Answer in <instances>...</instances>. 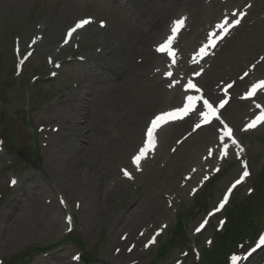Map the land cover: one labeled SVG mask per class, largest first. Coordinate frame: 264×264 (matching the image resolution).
Here are the masks:
<instances>
[{
    "label": "rangeland",
    "instance_id": "1",
    "mask_svg": "<svg viewBox=\"0 0 264 264\" xmlns=\"http://www.w3.org/2000/svg\"><path fill=\"white\" fill-rule=\"evenodd\" d=\"M117 1L119 0H78L71 5L69 0H0V84L3 87L0 92V131L5 126L3 120L9 114L8 119L11 120L13 131L19 134L16 145L6 141L10 138L8 133L6 140L0 136V264H7L9 258L23 256L22 254H26L23 264H58L67 257L66 255L79 257L82 252L90 257L91 261L87 263L84 257H79L76 263L70 264H195L202 258L204 261L210 250L216 247L217 231L222 233L227 228L224 224L223 208L227 205V209L231 208L234 197L236 200L245 201L252 192L253 184L249 178L238 188L235 193L237 196L234 194L232 200L225 201L221 208L220 202L226 194L229 195L228 189L232 182L239 179L247 167L255 174L264 173L262 125L253 131L245 130L241 136L244 152L226 155L225 161L221 159L213 164L209 170L191 181L189 186L184 187L182 179L174 172L176 158L159 166L148 179L128 178L130 184L116 196L109 215L91 229L84 225L82 213L76 211L73 217L68 215L71 217L70 223L65 220L53 232L50 224V233L48 229L39 227L38 221L32 228L24 226L17 232L8 231L9 216L14 211L13 208L20 212L33 204L36 198L37 201L48 199L47 204L54 206V210L60 209L59 207L62 211L65 210L64 215L49 211L50 216H58L61 219L67 216L66 204L72 205L80 201L73 197L72 188L52 186L60 177L56 159L63 157L66 152L60 151L57 145L50 147V140L55 139L54 136L43 137L41 133L38 118L44 108H47V111L49 108V115L69 114L68 111L71 110L64 108L65 102L71 99V92L80 85L85 102L89 99L93 101L92 107L91 103L88 107L92 108L93 114H98L95 118L109 116L98 129V132L105 135V149L103 152L100 150L102 153L95 152L89 157L87 163L91 168L85 170L87 176L95 180L100 177L101 183L104 181L103 184L107 185L113 182L117 174L122 175L123 168L129 165L130 156L126 148L129 136L125 137V134H130L135 124L140 122L141 134L144 136L149 119L169 105L163 97V92L158 95L153 86L146 85L134 74L138 70L144 73L152 62L149 63L139 50L144 46L145 52L148 51L146 48L150 44L149 38L143 35L157 21L162 22L167 12L163 11L165 1L160 3L161 7L157 2L140 0L137 8L131 12L128 7L116 9ZM203 1L206 4L212 3V0ZM227 1L231 3L228 12L238 6H245L247 19L220 48L217 73L227 72L234 67L241 55L249 50V43L251 44L257 36L259 40L260 35L264 33V0H241V4L238 0ZM89 16L96 19V26L101 25V21L107 22L103 35L110 41L111 46H116L114 51L104 48L102 38L93 33L81 35L69 44L65 43L66 31L78 20ZM124 24L127 28H124ZM35 41L38 42L37 48L31 54L30 46ZM155 42L156 40L151 42V53H154L152 45ZM15 47L21 48V57L15 53ZM262 50L264 51V46ZM105 51L108 57L104 54ZM109 55L114 65L122 67L129 63V68L124 67V71L120 72L115 68L105 67L109 62ZM25 60L27 61L23 63ZM98 64H101V68H98ZM158 86L163 91L167 89V83ZM76 104L78 108L82 106L80 103L72 105ZM8 105H11L14 114ZM233 106L234 101L228 109ZM226 119L234 125L227 116ZM214 128L216 133L222 126L218 124ZM166 132L163 130L161 136ZM200 136L199 133L192 134L184 142L175 139L173 150L178 148V153L180 149L185 148L188 141L195 138L194 144L197 143ZM71 149L75 151L73 147ZM36 152L41 157V162H36L33 157ZM78 155L79 153L77 157ZM123 159L127 161L123 162ZM78 162L82 167L84 158ZM79 171L80 168L78 173ZM217 172L222 176L210 190L207 208L202 211L195 206L197 196ZM71 177L75 179L77 172ZM13 179L19 182L16 190L11 183ZM95 187L97 192L103 186ZM55 188L58 190H54ZM183 189L185 191L181 192ZM138 197H143L147 203L146 208L142 209L144 217L150 218L147 215L149 212H161L154 217L155 222L152 223L150 233L144 230L141 232L142 236L133 241L126 239L128 233L124 230L120 217L123 213V217L128 214V209L133 208V199ZM161 200L162 205L156 208V204ZM42 201L38 202L41 204ZM186 210L192 212L185 219L190 238L187 246L170 248L162 256L161 250L169 247L168 242L179 215ZM210 214H214L213 217ZM255 214V229L252 231L251 227L248 230V238L238 248V256L241 259L247 257L248 253L244 254L250 246L257 244L256 236L264 225V212L256 211ZM201 224L206 228L203 227L197 232L196 229ZM10 234L12 246L8 248ZM72 236H77L80 242L73 240ZM153 237L157 240L149 243ZM122 238L131 249L125 255L121 253L124 247L120 241ZM36 248L42 250L36 251ZM29 249L33 251L26 253ZM247 260L245 264H264V247Z\"/></svg>",
    "mask_w": 264,
    "mask_h": 264
},
{
    "label": "bare ground",
    "instance_id": "2",
    "mask_svg": "<svg viewBox=\"0 0 264 264\" xmlns=\"http://www.w3.org/2000/svg\"><path fill=\"white\" fill-rule=\"evenodd\" d=\"M149 1L154 3L157 2V5L161 7L162 5H160V3L165 1L163 7H166V10L163 8V11H167L168 13L166 12L162 22L161 20L157 21L143 35L149 38L150 44L146 48L148 49L147 52H145L144 46H142L139 53H142L149 60V63L152 62L144 73L138 70L134 72V74L144 83L152 85L154 90L158 91V95L163 92L165 94L163 97L167 100V103L177 107L181 104L185 92H187L188 95H198L197 92L188 91L186 88L181 87V85H183V79L192 76L191 72L195 71L193 68L202 63H198L196 60L193 61L192 55L197 53L200 45L206 42L205 38L207 37L206 34L209 33V29L214 28L215 25L222 20V17L224 18L229 15L228 6L231 5V3H227V0H212L211 4H206L203 0ZM238 1V3L241 4V0ZM138 2H140V0H119L116 3V7L121 9H126L128 7L131 12L137 8L136 5ZM167 2L168 6H166ZM69 9L70 8H68V10ZM169 13L170 16L168 17ZM177 19H184V25L180 27L177 33V39L172 45V48L176 49L177 57L174 56V58H170V56L166 54L167 52L160 54L156 49L160 45L159 43H164L166 38L171 35V26ZM126 20H128V18H126ZM124 25V28H127L126 24ZM128 28L130 29V25ZM90 29L91 25H89L88 30ZM103 32V30L95 28V35H99L102 38L104 48H111L114 51L116 46L110 45V41L103 35ZM257 37L252 40L251 44L249 43V50L241 55L236 65L228 72L218 74L215 71V67L220 58V55H217L208 58L207 62H205V68H203V65L200 66V69H198L200 75L195 78L197 80H202L200 84L205 88L206 97L216 98L225 95L234 100V106L231 109L222 111L221 115L223 117L227 116L236 126L238 134L235 135V140L238 145H240V140H238L239 136H242L246 125L252 121L256 106L260 103L264 104V88H261L262 91H259L254 97L240 95L241 90L246 84L253 82L258 83L261 81L260 78L264 75V52H262L264 46V33L260 35L259 40H257ZM155 40L157 41L152 46L157 53H151L150 45L151 42ZM33 47H35V45H33ZM112 53L111 51V54ZM104 54L108 57L107 51H105ZM209 55L210 54L206 55V57ZM206 57L200 59L197 56L196 59L204 60ZM173 59L176 60L173 61ZM124 67L129 68V63L122 67L121 65L107 66V68H115L120 72L124 71ZM152 71L157 75L153 74ZM169 72H172L171 84L168 86V90L163 91L158 84L170 83L168 78L164 77ZM227 79L232 81L234 87H231L227 94H224L222 89L224 85L219 87V84ZM81 92V86L77 85V89L71 92V99L65 102L64 108L71 110L68 111L69 114H64L63 116L49 115V108L48 111L47 108H44L43 111L39 113L38 120L43 137L51 135L55 138L50 140V147H55L57 145L60 151L63 153L66 152L63 157H57L56 159V166L59 167L60 177L52 186L56 185L65 189L72 188L73 197L80 200L75 202V204L69 205L70 201L67 197L69 204H66L67 209L65 215L72 214L76 211L81 212L84 225L91 229V227L97 223H101L103 218L109 215V211L114 205L116 196L130 184V181L128 177L117 174L112 183L105 185L103 184L104 181L101 183L100 177L98 180H95L87 176L85 170L91 168V165L87 163L89 157L95 152L102 153L105 149V146H103L105 135L98 132V129H100L101 123L107 121L109 116L107 118L105 116L103 118L100 116L95 118V115L98 114L96 112L93 114L92 108L88 107L90 103L92 107L93 101L89 99L88 102H85L84 92H82V95ZM74 103H80L82 106L78 108L77 104L72 105ZM85 107L88 108L85 109ZM195 116L196 114L192 112L191 115L177 122L176 120L169 121L176 123L169 127L166 134L161 136L154 147L150 148L145 158L141 160L139 170H137L131 160V164L129 165L130 168L127 169L131 176L135 179L140 177L148 179L160 168L159 166L176 158L177 161L174 172L182 179L183 185L186 187L188 184L190 185L191 181H194L195 178L200 176L204 171L209 170L213 164L217 163L222 157L220 155L222 141L220 140L219 133H215V130L211 126L212 124L193 130ZM140 126V122L136 123L132 132L130 134H125V137L128 138L129 136L126 147L128 148L127 153H129V156L136 155L139 149L144 145ZM196 132L201 134L197 143L194 144V138L190 142L188 141L185 148L180 149L178 153H176L178 148L173 150V141L175 139L185 140L189 135ZM226 139L228 138H225V140ZM72 147L75 151H72ZM235 147L237 146L231 145L229 150L233 151ZM241 149L240 147V150ZM100 150L102 152H100ZM62 152L60 154H62ZM78 153L79 157H77ZM82 158H84L85 163L81 167L78 160ZM124 161H127V159H123V162ZM79 168L80 171L78 173ZM76 172L77 177L71 179V175ZM101 185L103 186L102 189L99 188L96 192L95 186ZM17 188L18 186H15V190ZM54 190L58 189L55 188ZM183 191H185V189L181 190V192ZM15 195H17V193H15ZM47 200L42 201L39 199L38 201H42L40 204L36 198L33 204L29 205L28 203L29 206L20 212L15 208L9 216L10 222H8V231L10 233H13V231L17 232L24 226L32 228L38 221L37 225L48 229V233H50L51 224V231L53 232L60 223L65 222L66 217L64 216V219L58 216L53 218L50 216L49 211L60 212L64 215L63 212L65 210L62 211L61 207H59L60 209L56 208L54 210L52 208L54 206H51L50 203L47 204ZM163 200L165 201L166 198ZM144 201L143 197L133 199V208L130 207L128 209V214H125V217H123L124 213L120 217V220H123L122 224H124V230L128 233V235H126V239L128 240L130 238L133 239V241H137L139 237L142 236L141 232L144 230L146 233H150V230L153 228L152 223L155 222L154 217L161 212L160 210L155 213L147 212L150 218L144 217L142 209L144 207L146 208L147 204ZM162 202V200L159 201L158 204H156V208L161 206ZM143 219L146 220L144 221ZM11 235L12 234L8 237V248L12 246ZM114 240L113 238L112 241ZM123 240V238L120 240L124 245L121 249V253L125 255L129 252L130 246L126 245ZM66 256L67 257L63 258L58 264H70L75 260L74 256L71 254ZM241 263H243V260Z\"/></svg>",
    "mask_w": 264,
    "mask_h": 264
},
{
    "label": "snow or ice",
    "instance_id": "3",
    "mask_svg": "<svg viewBox=\"0 0 264 264\" xmlns=\"http://www.w3.org/2000/svg\"><path fill=\"white\" fill-rule=\"evenodd\" d=\"M234 16H239L243 17L245 15L244 12H239L238 14H233ZM240 19L239 18H233L229 19L228 17H224L219 23L215 25V28L218 30L217 31H212L207 34L206 37V43L203 44L197 53L192 57L193 61L196 60L197 56H204L207 55V49L209 47H214L217 43L218 40L223 39V37L228 34L230 29L234 28L236 25L240 24ZM91 23L90 19H81L78 21L75 26L71 29L68 30L67 37H71L72 34L77 30L81 29L83 26L88 25ZM101 26H104V22H100ZM184 25V19H177L173 22L171 26V35H169L165 42L160 44L157 47L158 52H167L169 56H173V48L172 45L177 39V33ZM65 43H67V38L65 39ZM197 76L200 75L199 72L195 73ZM167 75H171V73H168ZM182 88H186L187 90H192L195 89L197 92L200 90L197 88V85L193 83L191 80H188L186 85H181ZM228 87H231L229 85ZM258 88H264V81H260L258 83H254L251 86V90L246 93L247 97H252L254 93H256V90ZM181 103L183 104L182 107H177L173 110L170 111H165L161 112L158 115H155V117L151 120L150 125L147 126L146 128V141L144 142L143 147L139 149V152L132 158V163L136 166L137 170L140 168V162L142 159L145 158L146 153L149 152L151 147H154L155 145V136L154 132L157 130L159 126H161L164 123H167L168 121H174L179 118H182L183 115L188 114L190 112H193L194 114H198V116L202 119L204 123H209L210 118L213 117L214 113L217 112V109L213 106L212 103L209 102L208 99H204L202 95H188L187 92L184 94V98L182 99ZM200 104V108L204 109V111H200L198 108L195 106L197 104ZM227 103L225 100H221L219 103V107L223 108L224 105ZM261 120H264V113H261L260 116H257L255 120H253L251 123L246 125V128H254ZM201 127V124L197 123L194 125V129H199ZM220 140L223 141L225 138H231L232 136V129L228 128L227 125H224L223 129L219 133ZM232 144L236 145L239 147L237 141L235 139H232ZM228 148L229 145L227 143L223 144V150L220 152V155L226 156L228 154ZM123 175L128 177L129 179L132 178L131 174L127 171H123ZM249 175L247 170H243V174L240 176L239 179L235 181V183L232 185L231 188L228 189V192H231L233 188L236 187V185H239L245 177ZM12 184L16 183V180L11 181ZM228 195L226 194L224 196V199L220 202V207L222 208L224 206V202L227 201ZM78 206V205H77ZM69 223L71 222V218H68ZM204 227V224H201L199 228L196 229L197 232H199L202 228ZM159 233H157L158 235ZM155 242V237L149 243H154ZM261 245H264V235H261L259 237V243L256 245V247H260ZM131 249H129L130 251ZM255 251V249H253ZM74 259H79V257H74ZM241 258L237 255H233L231 257V264H237V261L240 260Z\"/></svg>",
    "mask_w": 264,
    "mask_h": 264
},
{
    "label": "trees",
    "instance_id": "4",
    "mask_svg": "<svg viewBox=\"0 0 264 264\" xmlns=\"http://www.w3.org/2000/svg\"><path fill=\"white\" fill-rule=\"evenodd\" d=\"M231 227L232 226H229V229ZM227 234H228L227 237L222 238V239L219 238L220 243H222V247L217 249V253H219V255H217V253H215V258H217V260L222 258L224 256V254L226 256L229 253V251L234 248V242L233 241H234L235 235L231 232H228L225 235H227Z\"/></svg>",
    "mask_w": 264,
    "mask_h": 264
}]
</instances>
